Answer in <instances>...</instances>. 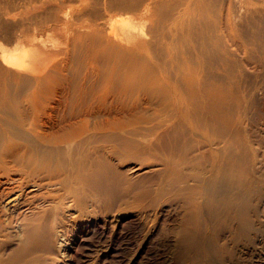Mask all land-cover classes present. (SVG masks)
I'll return each mask as SVG.
<instances>
[{
	"label": "bare ground",
	"instance_id": "6f19581e",
	"mask_svg": "<svg viewBox=\"0 0 264 264\" xmlns=\"http://www.w3.org/2000/svg\"><path fill=\"white\" fill-rule=\"evenodd\" d=\"M150 256L264 264V0L0 1V264Z\"/></svg>",
	"mask_w": 264,
	"mask_h": 264
},
{
	"label": "rangeland",
	"instance_id": "374dc122",
	"mask_svg": "<svg viewBox=\"0 0 264 264\" xmlns=\"http://www.w3.org/2000/svg\"><path fill=\"white\" fill-rule=\"evenodd\" d=\"M0 1H2V0H0ZM19 1V0H18ZM22 1H26V0H22ZM120 14H117V15H114L115 17H116V19H118V18H120V17H123V16H126V15H121V16H119ZM130 16H131V14H129ZM112 17L111 19H115V17ZM132 17H134L133 15H132ZM49 43H51L52 41H54V36H52V35H50L49 33H47V34H45L44 36H43ZM122 224H124V223H122ZM77 253V252H76ZM123 260L124 259H122V258H116V260L115 261H120V263L121 264H123L124 262H123ZM144 263L143 264H147L146 263V261H143ZM148 263L149 264H160L159 263V261H157V259H156V257H152V256H150L149 257V260H148Z\"/></svg>",
	"mask_w": 264,
	"mask_h": 264
}]
</instances>
